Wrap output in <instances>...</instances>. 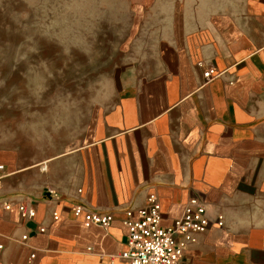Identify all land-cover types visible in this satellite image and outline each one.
<instances>
[{"label": "crops", "instance_id": "obj_1", "mask_svg": "<svg viewBox=\"0 0 264 264\" xmlns=\"http://www.w3.org/2000/svg\"><path fill=\"white\" fill-rule=\"evenodd\" d=\"M169 10L152 56L84 135L27 163L0 150V264H126L125 221L152 195L166 228L190 200L206 205L211 226L188 264H264V0ZM212 67L219 77L206 83ZM76 205L111 215L110 228H86Z\"/></svg>", "mask_w": 264, "mask_h": 264}, {"label": "rangeland", "instance_id": "obj_2", "mask_svg": "<svg viewBox=\"0 0 264 264\" xmlns=\"http://www.w3.org/2000/svg\"><path fill=\"white\" fill-rule=\"evenodd\" d=\"M180 4L0 0V150L27 163L84 135L117 103L125 74L143 69Z\"/></svg>", "mask_w": 264, "mask_h": 264}, {"label": "built area", "instance_id": "obj_3", "mask_svg": "<svg viewBox=\"0 0 264 264\" xmlns=\"http://www.w3.org/2000/svg\"><path fill=\"white\" fill-rule=\"evenodd\" d=\"M206 83L219 77L217 70L212 67L204 72ZM4 166H0V188L3 184ZM10 205L4 210L9 211ZM22 219L34 221L36 212L26 205L19 207ZM76 218H82L86 228L98 227L108 230L113 222L111 215H101L87 210L83 205L72 208ZM58 219V216H55ZM222 227V219L217 223ZM127 229L126 249L121 254L126 264H188L184 260L186 248L196 242L195 235L207 232L211 222L207 217V207L197 199L190 200L185 206L182 216L172 226H162L161 205L155 196H150L145 208L135 216H128L125 221ZM44 233L43 228L40 229ZM28 236H23L26 243ZM1 249V247H0ZM34 259V256L31 257Z\"/></svg>", "mask_w": 264, "mask_h": 264}]
</instances>
